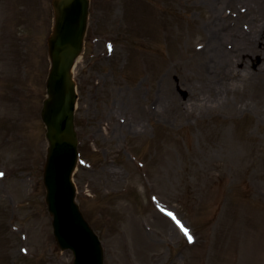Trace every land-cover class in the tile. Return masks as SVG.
<instances>
[{
	"label": "rangeland",
	"instance_id": "1",
	"mask_svg": "<svg viewBox=\"0 0 264 264\" xmlns=\"http://www.w3.org/2000/svg\"><path fill=\"white\" fill-rule=\"evenodd\" d=\"M53 26L51 0H0V264L74 260L42 177ZM258 42L264 0H91L75 183L105 264H264V75L240 49Z\"/></svg>",
	"mask_w": 264,
	"mask_h": 264
},
{
	"label": "water",
	"instance_id": "2",
	"mask_svg": "<svg viewBox=\"0 0 264 264\" xmlns=\"http://www.w3.org/2000/svg\"><path fill=\"white\" fill-rule=\"evenodd\" d=\"M52 6L55 24L48 38L51 70L41 114L49 142L44 170L46 202L59 248L73 251L74 264H104L99 239L75 203L72 182L78 157L74 123L78 97L72 71L84 48L90 0H53Z\"/></svg>",
	"mask_w": 264,
	"mask_h": 264
},
{
	"label": "bare ground",
	"instance_id": "3",
	"mask_svg": "<svg viewBox=\"0 0 264 264\" xmlns=\"http://www.w3.org/2000/svg\"><path fill=\"white\" fill-rule=\"evenodd\" d=\"M211 36H212V38L213 39H215V40H217V36H218V34H211ZM213 43H214V45H215V56L216 55H218V58H223L222 59V61H223V63H225V62H230V57H231V55L230 54H228L227 52H224L222 49H221V47H220V45H219V43L218 42H215V41H213ZM244 46H242L241 45V47H240V49L242 50L241 51V54L242 55H245V56H247V57H252V56H254L256 59H260V61H261V66H260V68H259V70H258V74L260 75V74H262V75H264V47H263V45H261L259 42H258V44L257 45H255V46H250V47H248L247 46V44H243ZM214 56V55H213ZM237 66V65H236ZM249 75V76H248ZM252 76H254V74H252ZM246 77H248V78H250V73H248L247 74V76ZM215 98H211V100H214ZM210 101V100H209ZM164 213L166 214V215H168L169 217L170 216H172V213H169V212H166V211H164Z\"/></svg>",
	"mask_w": 264,
	"mask_h": 264
},
{
	"label": "snow or ice",
	"instance_id": "4",
	"mask_svg": "<svg viewBox=\"0 0 264 264\" xmlns=\"http://www.w3.org/2000/svg\"><path fill=\"white\" fill-rule=\"evenodd\" d=\"M2 175H3V174L0 173V176H2ZM184 231H185V235L188 236V241H189V243H192V242H193V241H192V237L188 234V232H187L186 229H185Z\"/></svg>",
	"mask_w": 264,
	"mask_h": 264
}]
</instances>
